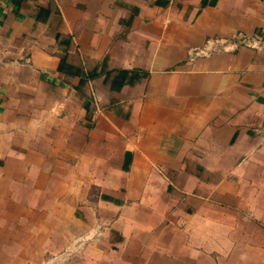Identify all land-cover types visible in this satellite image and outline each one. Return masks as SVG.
<instances>
[{"label":"crops","instance_id":"crops-1","mask_svg":"<svg viewBox=\"0 0 264 264\" xmlns=\"http://www.w3.org/2000/svg\"><path fill=\"white\" fill-rule=\"evenodd\" d=\"M0 264H264V0H0Z\"/></svg>","mask_w":264,"mask_h":264},{"label":"built area","instance_id":"built-area-1","mask_svg":"<svg viewBox=\"0 0 264 264\" xmlns=\"http://www.w3.org/2000/svg\"><path fill=\"white\" fill-rule=\"evenodd\" d=\"M262 39L260 35H244L236 33L230 37L211 36L206 38L200 47H196L193 53L197 56H208L218 50H234L238 46L260 47Z\"/></svg>","mask_w":264,"mask_h":264},{"label":"trees","instance_id":"trees-1","mask_svg":"<svg viewBox=\"0 0 264 264\" xmlns=\"http://www.w3.org/2000/svg\"><path fill=\"white\" fill-rule=\"evenodd\" d=\"M123 74L125 75V72H123Z\"/></svg>","mask_w":264,"mask_h":264}]
</instances>
